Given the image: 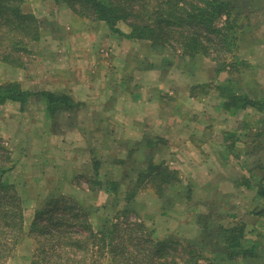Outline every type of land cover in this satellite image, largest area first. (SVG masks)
<instances>
[{"label": "crops", "instance_id": "0c3cea01", "mask_svg": "<svg viewBox=\"0 0 264 264\" xmlns=\"http://www.w3.org/2000/svg\"><path fill=\"white\" fill-rule=\"evenodd\" d=\"M23 7L50 25L32 47L38 53L32 64L6 66L21 76L11 81L27 80L24 89L64 93L78 104L55 114L60 130L43 134L45 147L59 144L58 136L67 140L60 157L73 164L68 182L91 177L93 153L103 144L112 162L133 167L152 161L178 171L180 181L191 184L194 205L204 201L206 213L230 214L244 224L243 244L259 233L264 239V215L253 214L261 205L257 184L264 182V136H256L264 115L254 108L237 114L223 108L216 85L226 72L216 74V63L203 55L182 56L127 39L55 0H25ZM241 35L237 58L250 66L237 77L244 92L257 98L264 90V25ZM262 250L220 264H264Z\"/></svg>", "mask_w": 264, "mask_h": 264}, {"label": "trees", "instance_id": "16d2710c", "mask_svg": "<svg viewBox=\"0 0 264 264\" xmlns=\"http://www.w3.org/2000/svg\"><path fill=\"white\" fill-rule=\"evenodd\" d=\"M55 2L65 4L80 18L103 21L111 32L127 39L147 41L152 48H167L182 56L203 55L211 59L216 63V74L227 73V77L216 85L223 98V108L231 114L254 108L264 115V90L260 94L258 92L257 98H251L242 89L240 93L237 87L236 76L250 65L237 58L233 62L228 61L239 50L236 18L241 16L233 0ZM24 3L25 0H0V62L15 67L28 64L27 57L46 27V20L25 11ZM242 20L247 21V17L243 16ZM120 23L125 24L128 33L122 31ZM32 98L44 103L50 117L78 105L64 93L32 92L17 81L0 83V105L15 102L23 109ZM256 136L258 139L264 136V128ZM13 167L12 152L0 142V264L12 256L25 236L22 200L14 184L7 180V174ZM135 177V182L125 192L122 209L112 220L101 223L98 229L89 220L90 212L78 201L65 195L50 198L35 211L27 232L36 244L28 264H198L206 259L198 246L189 240L154 237L153 229H148L134 207L136 194L146 187L162 197L167 188L180 182L178 171L166 164L149 161ZM98 183L105 190L118 192L117 182ZM256 193L261 205L254 209L253 214L261 216L264 215L262 180L257 184ZM189 195L192 200V189ZM130 216L135 217L134 221ZM235 223L226 229L228 257L235 260L257 256L263 251V245L255 240L249 245L243 244L245 226L239 221ZM177 251L182 253L181 256L175 255Z\"/></svg>", "mask_w": 264, "mask_h": 264}, {"label": "rangeland", "instance_id": "374dc122", "mask_svg": "<svg viewBox=\"0 0 264 264\" xmlns=\"http://www.w3.org/2000/svg\"><path fill=\"white\" fill-rule=\"evenodd\" d=\"M233 1L237 4L241 16L240 18L235 17L239 30V41L241 34L246 32L250 26L252 27L250 29L254 30V27H257L256 25L260 22L259 26L264 25V0ZM62 5L65 6L63 3ZM243 16L247 17V21L242 20ZM45 20L46 29L50 24L47 19ZM220 23L222 25L223 20ZM119 26L121 29H128L125 24L120 23ZM37 54L32 50V53L27 57L29 64L36 60ZM228 55L226 53L225 56L228 58ZM238 55H240L239 50L235 51L234 58H229L228 61L233 62ZM247 55L249 56V53ZM38 64L36 67L42 73L43 65L41 62ZM6 65L9 64L4 63L0 66V83L21 77L18 73L11 71L10 68L15 66ZM17 68L22 69L23 67ZM39 77H42L41 80H43V76ZM236 80L241 93L243 88L237 76ZM24 81L27 80H21V85L24 84ZM27 86L29 87V84ZM56 117L57 115L52 118L53 121H50L42 101L35 100L23 109L18 103L13 102L0 105V142L12 152L14 162L12 171L7 174V180L14 184L22 200L25 230V236L19 241L12 256L2 264L29 263L36 244L29 238L27 232L35 211L42 208L50 198L65 195L78 201L83 208L90 212L89 220L94 228L98 229L101 223L107 219L112 220L118 210L122 209L125 192L135 182L137 177L135 174L139 170L145 169L146 165L129 167V165L124 166L122 161L112 162L113 159L104 150L106 146L100 144L99 149L93 153L94 158L90 166L93 171L91 177L80 175L79 178L75 177L71 182H68L67 177L70 175L67 174L73 164L60 157L62 152H66L64 148H68L67 140L60 139L58 136L56 139L59 144L51 142L48 147H45L43 141L44 132L60 130L61 123ZM57 153L59 154L54 157ZM123 163L126 162L123 161ZM99 181L103 184L117 182L118 192L115 196H108L104 192H100V189H104V187L101 188L102 185L100 186ZM69 185H72L74 189L70 190ZM190 191L191 184L181 181L167 188L162 197H158L153 189L146 187L136 194L134 207L148 229H153L154 237L189 240L197 245L200 252L206 257L198 264H220L221 259L225 260V258L232 260L228 257L229 247L225 244L226 229L234 226L238 221H231L230 214L206 213L205 206L208 204L200 200L202 203L194 205L195 198L193 197L191 200ZM134 219L135 217L130 216V220L134 221ZM254 238L256 242L263 245L264 239L261 234L255 235ZM179 249L181 250V247ZM181 254L180 251H177L175 255L181 256ZM225 263L227 262L225 261Z\"/></svg>", "mask_w": 264, "mask_h": 264}]
</instances>
